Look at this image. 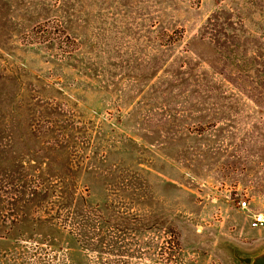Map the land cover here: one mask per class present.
<instances>
[{
  "label": "rangeland",
  "instance_id": "rangeland-1",
  "mask_svg": "<svg viewBox=\"0 0 264 264\" xmlns=\"http://www.w3.org/2000/svg\"><path fill=\"white\" fill-rule=\"evenodd\" d=\"M257 213L264 0H0V264H240Z\"/></svg>",
  "mask_w": 264,
  "mask_h": 264
},
{
  "label": "water",
  "instance_id": "water-1",
  "mask_svg": "<svg viewBox=\"0 0 264 264\" xmlns=\"http://www.w3.org/2000/svg\"><path fill=\"white\" fill-rule=\"evenodd\" d=\"M233 254L240 264H264V249L250 257L240 255L237 249L233 250Z\"/></svg>",
  "mask_w": 264,
  "mask_h": 264
},
{
  "label": "built area",
  "instance_id": "built-area-1",
  "mask_svg": "<svg viewBox=\"0 0 264 264\" xmlns=\"http://www.w3.org/2000/svg\"><path fill=\"white\" fill-rule=\"evenodd\" d=\"M242 207L246 208V202L242 203ZM251 227L252 228H262L264 227V214L257 213L252 217Z\"/></svg>",
  "mask_w": 264,
  "mask_h": 264
}]
</instances>
